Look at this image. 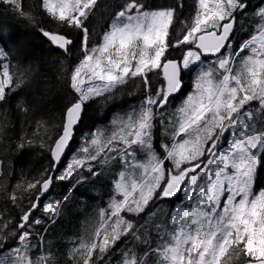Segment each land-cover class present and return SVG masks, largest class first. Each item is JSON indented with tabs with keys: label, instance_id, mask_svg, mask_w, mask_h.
I'll use <instances>...</instances> for the list:
<instances>
[{
	"label": "snow or ice",
	"instance_id": "1",
	"mask_svg": "<svg viewBox=\"0 0 264 264\" xmlns=\"http://www.w3.org/2000/svg\"><path fill=\"white\" fill-rule=\"evenodd\" d=\"M4 5L35 21L22 0H0ZM97 5L98 0H40L51 20L80 34L81 56L68 80L75 98L49 146L48 174L27 185L37 194L12 233L17 245L4 251L8 235L0 237V264H55L50 251L33 255L30 237L43 223L33 214L56 181L75 178L63 200L42 207L54 223L62 204L87 179L82 170L99 175L93 162L119 164L120 170L106 207L99 209L94 236L74 244L70 255L80 257L77 264H102L117 242L129 238L147 248L142 255L125 248L118 264H227L225 257L264 264V186L259 183L264 173V2L253 14L257 19L249 36L238 45L234 33L237 17L247 15L246 0H196L191 23L174 39L175 8L151 9L145 0H123L93 43L87 22ZM40 32L64 54L71 53L75 41L70 35ZM171 49H180L181 57L170 59ZM10 55L0 45V106L23 84L5 62ZM185 74H194L191 90L171 107L184 89ZM161 78L153 90V79ZM137 79L141 103L115 116L111 128L87 133L79 154L59 171L87 104L97 98L107 102ZM158 125L163 138L157 143ZM37 126L43 127L41 122ZM173 199L174 208L148 212L143 223L136 219L157 202Z\"/></svg>",
	"mask_w": 264,
	"mask_h": 264
},
{
	"label": "trees",
	"instance_id": "2",
	"mask_svg": "<svg viewBox=\"0 0 264 264\" xmlns=\"http://www.w3.org/2000/svg\"><path fill=\"white\" fill-rule=\"evenodd\" d=\"M122 2L123 0H98L94 14L87 22L93 43L98 42L100 34L107 29ZM145 2L151 9H176L177 19L170 29L173 39L180 35L186 23H191L196 11V0ZM262 2L264 0H246L247 15L237 17L239 23L234 33L236 45L249 36L257 19L253 14ZM22 4L25 12L35 18L33 23L16 15L7 5L0 6V45L11 51L9 60L5 62H10V70L16 74L17 79H23L22 86L9 96L6 104L0 106V225L7 224L6 229H0V237L8 235L4 251L17 245V238L12 233L37 194L35 190H29L27 185L46 176V170L51 167L49 146L58 135L65 107L75 98L68 80L72 67L81 56L78 32L51 20L40 8V0H22ZM41 28L70 35L75 41L71 53L64 54L54 49L40 32ZM181 55L180 49H171L169 58L179 59ZM190 76L191 74L188 78ZM155 81L157 85L159 81ZM142 99L143 89L137 79L135 83L130 81L121 86L113 99L107 102L103 98L90 101L59 171H63L73 155L79 154V148L87 133L96 128H109L111 119L117 112ZM18 105H23L27 111H23ZM37 122H41L43 127H38ZM20 144L24 145L23 148L19 147ZM93 163L94 170L99 175L93 177L86 170H82V175L87 179L62 204L61 212L55 217L54 223L44 215L42 207L49 201L63 200L75 183V178L70 181H56L49 196L41 200V210L35 211L33 215L43 223L34 227L33 236L30 237L31 243L36 246L33 248L34 256L42 251H50L55 264H77L80 260L79 256L73 260L70 255L74 244L81 238L90 240L94 236L95 228L99 226V209L106 207L111 194V181L104 179L103 173L108 167L99 162ZM259 183L264 186V173L260 174ZM13 195L16 197L15 201L11 198ZM157 207L150 206L142 217L136 219L143 223L148 212L155 211ZM132 247L142 246L131 238L117 242L111 255L105 257L102 264H118L121 252ZM225 260L227 264H243L242 257H233L230 261L225 257Z\"/></svg>",
	"mask_w": 264,
	"mask_h": 264
},
{
	"label": "rangeland",
	"instance_id": "3",
	"mask_svg": "<svg viewBox=\"0 0 264 264\" xmlns=\"http://www.w3.org/2000/svg\"><path fill=\"white\" fill-rule=\"evenodd\" d=\"M193 75H194V74H191V76L188 78V84H189V86H190V89L187 91V93L191 90L192 80H193ZM154 82H155V80L153 79V84H154ZM187 93H186V94H187ZM184 95H185V94H184ZM184 95L177 96V97L173 100V103H172L171 107H175L177 104H179L180 101L183 99V96H184ZM140 103H141V101H140V102L138 101V102H134V103H132L131 106H129L127 109L122 110V111H120V112H117V113L113 116V118H114L115 116H117L118 114H123V113L129 111L131 108L138 106ZM169 110H171V108H170ZM113 118H112V119H113ZM112 119H111V120H112ZM111 127H112V125H111V122H110V126H109V128H111ZM162 132H163V129L158 125V126H157V130H156L157 143L163 138V137H162ZM141 158H143V157L141 156ZM119 170H120V166H117L116 164H113V165H111L110 167H108L107 169H105V170L103 171V173H104V179H106L107 181H108V180L111 181V184H112V186H111V194H112V189H113V181H114V179H116V173H117ZM157 208L162 209V210H164V211H168V207H167V206H158ZM157 208H156V209H157ZM155 211H156V210H155ZM151 239H152V242H153L152 246L154 247V246H155V233H153V237H152ZM141 246H142L141 248H136V247H132V248H134L138 253H143L144 250H146L147 245H143V244H141ZM154 261H155V257H150V262H154Z\"/></svg>",
	"mask_w": 264,
	"mask_h": 264
},
{
	"label": "water",
	"instance_id": "4",
	"mask_svg": "<svg viewBox=\"0 0 264 264\" xmlns=\"http://www.w3.org/2000/svg\"><path fill=\"white\" fill-rule=\"evenodd\" d=\"M45 39L47 40V38H46V37H45ZM47 41H48V40H47ZM48 43H50V42L48 41ZM50 44H51V43H50ZM51 45H52V44H51ZM52 47H53V48H55V49H57V48H56L54 45H52ZM57 50H59V49H57ZM59 51H62V50H59ZM67 154H68V152L66 153V155H65L64 159L66 158ZM64 159H63V160H64ZM49 192H50V191H49ZM48 194H49V193H48Z\"/></svg>",
	"mask_w": 264,
	"mask_h": 264
},
{
	"label": "flooded vegetation",
	"instance_id": "5",
	"mask_svg": "<svg viewBox=\"0 0 264 264\" xmlns=\"http://www.w3.org/2000/svg\"><path fill=\"white\" fill-rule=\"evenodd\" d=\"M183 90H185V86H184V89Z\"/></svg>",
	"mask_w": 264,
	"mask_h": 264
},
{
	"label": "bare ground",
	"instance_id": "6",
	"mask_svg": "<svg viewBox=\"0 0 264 264\" xmlns=\"http://www.w3.org/2000/svg\"><path fill=\"white\" fill-rule=\"evenodd\" d=\"M98 227V226H97ZM96 229V228H95Z\"/></svg>",
	"mask_w": 264,
	"mask_h": 264
}]
</instances>
